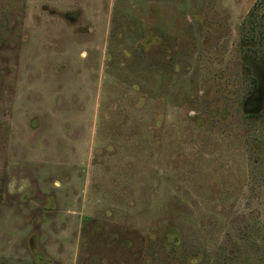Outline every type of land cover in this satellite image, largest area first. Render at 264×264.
Listing matches in <instances>:
<instances>
[{
    "label": "rangeland",
    "instance_id": "1",
    "mask_svg": "<svg viewBox=\"0 0 264 264\" xmlns=\"http://www.w3.org/2000/svg\"><path fill=\"white\" fill-rule=\"evenodd\" d=\"M0 264H264V0H0Z\"/></svg>",
    "mask_w": 264,
    "mask_h": 264
},
{
    "label": "trees",
    "instance_id": "2",
    "mask_svg": "<svg viewBox=\"0 0 264 264\" xmlns=\"http://www.w3.org/2000/svg\"><path fill=\"white\" fill-rule=\"evenodd\" d=\"M246 232V231H245Z\"/></svg>",
    "mask_w": 264,
    "mask_h": 264
}]
</instances>
